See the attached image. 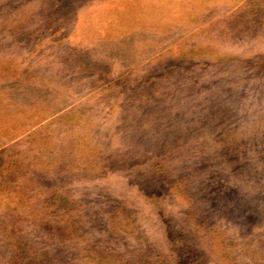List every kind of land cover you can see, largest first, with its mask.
Instances as JSON below:
<instances>
[{
    "label": "rangeland",
    "instance_id": "obj_1",
    "mask_svg": "<svg viewBox=\"0 0 264 264\" xmlns=\"http://www.w3.org/2000/svg\"><path fill=\"white\" fill-rule=\"evenodd\" d=\"M0 264H264V0H0Z\"/></svg>",
    "mask_w": 264,
    "mask_h": 264
}]
</instances>
